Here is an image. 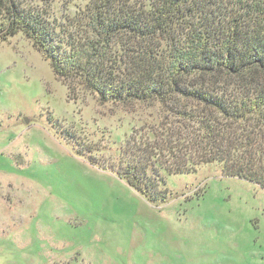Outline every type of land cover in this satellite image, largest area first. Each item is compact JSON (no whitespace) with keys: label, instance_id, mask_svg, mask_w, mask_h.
Returning a JSON list of instances; mask_svg holds the SVG:
<instances>
[{"label":"rangeland","instance_id":"obj_1","mask_svg":"<svg viewBox=\"0 0 264 264\" xmlns=\"http://www.w3.org/2000/svg\"><path fill=\"white\" fill-rule=\"evenodd\" d=\"M161 122L154 102L69 94L22 32L0 40V264H264V188L212 162L161 172L149 202L113 170Z\"/></svg>","mask_w":264,"mask_h":264},{"label":"trees","instance_id":"obj_2","mask_svg":"<svg viewBox=\"0 0 264 264\" xmlns=\"http://www.w3.org/2000/svg\"><path fill=\"white\" fill-rule=\"evenodd\" d=\"M53 1L0 0V40L22 32L69 94L161 108L153 139L124 142L119 178L156 202L161 172L221 162L264 188V0H81L60 17Z\"/></svg>","mask_w":264,"mask_h":264}]
</instances>
